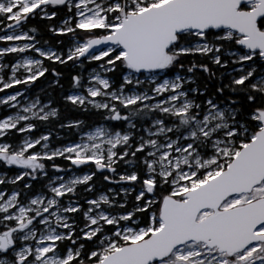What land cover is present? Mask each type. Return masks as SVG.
I'll use <instances>...</instances> for the list:
<instances>
[{
  "label": "snow or ice",
  "instance_id": "1",
  "mask_svg": "<svg viewBox=\"0 0 264 264\" xmlns=\"http://www.w3.org/2000/svg\"><path fill=\"white\" fill-rule=\"evenodd\" d=\"M0 166V264H264V0H0Z\"/></svg>",
  "mask_w": 264,
  "mask_h": 264
},
{
  "label": "trees",
  "instance_id": "2",
  "mask_svg": "<svg viewBox=\"0 0 264 264\" xmlns=\"http://www.w3.org/2000/svg\"><path fill=\"white\" fill-rule=\"evenodd\" d=\"M43 36H44V39L52 40L53 43L55 42L56 39H60L61 38V37H54V36H52L51 33H48L47 31H44ZM219 71H223V70H218V72ZM37 83H39V82H37ZM43 87H47V85H43ZM65 88H67V83L66 82H65ZM59 91H61V90L57 89V92H59ZM65 115H76V114L68 112V113H65ZM93 119H95V117H93ZM56 130L60 132V138L59 139H54V141H53V146L54 147L58 146V145H60L62 143H66L70 139H77L78 138L77 135L74 132H70L67 129H58V128H56Z\"/></svg>",
  "mask_w": 264,
  "mask_h": 264
},
{
  "label": "rangeland",
  "instance_id": "3",
  "mask_svg": "<svg viewBox=\"0 0 264 264\" xmlns=\"http://www.w3.org/2000/svg\"><path fill=\"white\" fill-rule=\"evenodd\" d=\"M0 168H2V166H0Z\"/></svg>",
  "mask_w": 264,
  "mask_h": 264
}]
</instances>
